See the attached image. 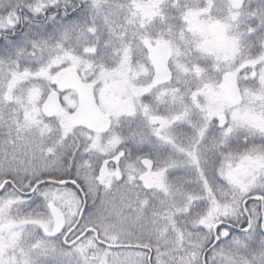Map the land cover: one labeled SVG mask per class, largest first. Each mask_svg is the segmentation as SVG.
I'll list each match as a JSON object with an SVG mask.
<instances>
[{
  "label": "snow or ice",
  "instance_id": "6c2138e0",
  "mask_svg": "<svg viewBox=\"0 0 264 264\" xmlns=\"http://www.w3.org/2000/svg\"><path fill=\"white\" fill-rule=\"evenodd\" d=\"M0 264H264V0H0Z\"/></svg>",
  "mask_w": 264,
  "mask_h": 264
}]
</instances>
